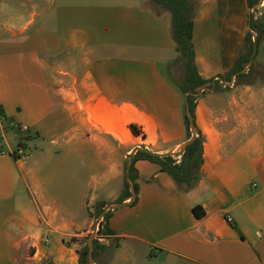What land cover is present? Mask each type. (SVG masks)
Here are the masks:
<instances>
[{
    "label": "crops",
    "instance_id": "0c3cea01",
    "mask_svg": "<svg viewBox=\"0 0 264 264\" xmlns=\"http://www.w3.org/2000/svg\"><path fill=\"white\" fill-rule=\"evenodd\" d=\"M42 1L0 0V264H78L72 239L94 232L100 208L128 202L131 152L174 153L187 140L167 73L178 59L168 16L155 18L146 0ZM250 13L246 0H203L196 64L221 85L195 108L203 179L181 194L158 165L135 162L137 202L110 216L107 264H264V81L257 68L248 85L218 78ZM19 143L25 160L13 157Z\"/></svg>",
    "mask_w": 264,
    "mask_h": 264
},
{
    "label": "trees",
    "instance_id": "16d2710c",
    "mask_svg": "<svg viewBox=\"0 0 264 264\" xmlns=\"http://www.w3.org/2000/svg\"><path fill=\"white\" fill-rule=\"evenodd\" d=\"M261 0H246L248 9L251 11L249 15V25L251 31L247 32L243 45L241 46L236 62L232 70L227 75H220L218 78L221 81H230L232 76H235V85L238 84H251L254 77H256V61L259 46L264 38V15L256 17L254 13L259 10L255 6ZM203 0H146L145 10L151 13L155 18L168 16L169 18V36L175 46V51L178 54V59L171 64L169 78L175 87L179 90L184 98L183 104V121L187 132L188 141L192 132L190 130L189 121L187 119V110L185 103V96L188 95V102L190 111L195 124V108L197 101L207 94L204 89H213L220 91L221 85L219 81L204 79L197 68L196 54L193 43V29L194 22L199 13ZM256 35V52L254 62L250 70L246 73L242 71L249 64L252 54L254 52L253 36ZM200 94V96H198ZM197 138L191 143L186 150L178 156H171L168 154L158 155L143 149L138 151L131 163L130 179L138 195L139 188L136 183L139 178L134 168L135 162L145 160L150 163L156 164L160 167L163 173H166L173 181L176 190L181 194H188L195 190L203 179V165H204V139L201 131L197 128ZM129 130L134 137H141L145 139V134L141 127L136 124H130ZM24 148L23 144L19 143L18 148ZM13 157L18 160L16 153ZM129 158V156H128ZM127 158V159H128ZM126 164L125 163V176H124V189L119 200V203L129 200L131 197L129 186L126 181ZM146 184L158 185L154 178L144 180ZM137 198L130 206H134ZM103 207V206H102ZM103 208L99 209L101 214ZM113 211H109L103 217L101 222L102 229L100 234L93 242V259L94 264H107L112 250V246L103 244L100 239H109L114 235V232L109 228V219ZM98 214V215H99ZM193 214L196 219L201 220L205 216L204 210L200 206L193 208ZM88 240L89 236L82 240L72 239L73 243L81 245V249L77 250L78 264H88ZM70 247V243H66ZM116 246V245H115Z\"/></svg>",
    "mask_w": 264,
    "mask_h": 264
},
{
    "label": "water",
    "instance_id": "95a60500",
    "mask_svg": "<svg viewBox=\"0 0 264 264\" xmlns=\"http://www.w3.org/2000/svg\"><path fill=\"white\" fill-rule=\"evenodd\" d=\"M264 2V0H261L256 6H255V9H259L261 4ZM251 31V28H250V25H249V32ZM256 40H257V37L256 35L253 36V41H254V52L252 54V57H251V60L249 62V64L247 65V67L242 71V73H246L250 70V68L252 67L253 65V62H254V56H255V52H256ZM213 89L209 90V89H204L203 91H212ZM188 95L185 96V103H186V112H187V119L189 121V125H190V130L192 132V136L191 138L184 142L183 144H181L178 148V150L174 153H169L168 155H171V156H178L179 154L183 153L186 148L195 141V139L197 138V134H196V127H195V124H194V120H193V117H192V114H191V111H190V105H189V102H188ZM200 96V94L198 95ZM138 151H141L140 148H135L131 154L129 155V158L127 159V164H126V181H127V184L129 186V190H130V194H131V197L130 199L128 200V202L126 203H120V204H111L107 207H105L102 211V213L100 214L99 216V220H98V223L99 221H101L103 219V217L106 215L107 212L109 211H113V210H116V209H119V208H122L124 206H126L127 204H131L135 201L136 199V191H135V188L133 186V183L131 182V179H130V168H131V163H132V160L135 156V154L138 152ZM100 234V230L98 232L94 231L91 236L89 237V241H88V264H94V259H93V242L94 240L96 239V237H98Z\"/></svg>",
    "mask_w": 264,
    "mask_h": 264
},
{
    "label": "rangeland",
    "instance_id": "374dc122",
    "mask_svg": "<svg viewBox=\"0 0 264 264\" xmlns=\"http://www.w3.org/2000/svg\"><path fill=\"white\" fill-rule=\"evenodd\" d=\"M43 1H45V2H47V3H50V1L51 0H43ZM42 1V2H43ZM80 0H57V3L60 5H63V4H69V3H73V2H75V3H78ZM84 2L85 1H87V0H83ZM91 1V3H96V1H98V0H90ZM264 3V2H263ZM259 10V12L258 13H254V15L258 18V17H260V16H262V15H264V4H261V6H260V8L258 9ZM256 68H257V70H258V72H259V75L258 76H260L261 78H258L259 79V82H263L264 80V38L262 39V42H261V44H260V46H259V50H258V55H257V61H256ZM167 73H170V71L169 70H167ZM27 154V153H26ZM89 157V156H88ZM79 163V162H78ZM78 174H81V171L80 170H78ZM124 175H125V166H124V168H123V178H124ZM78 179H79V181H83V180H85V175H79V177H78ZM54 190H62L63 188L62 187H60L59 185H57V186H55V187H52ZM100 223L99 224H101V222H102V220L101 221H99ZM95 231V230H94ZM91 235H89V237H90ZM79 240H82V239H79ZM89 241V240H88ZM103 244H105V243H103ZM81 245H77V248H78V250L79 249H81Z\"/></svg>",
    "mask_w": 264,
    "mask_h": 264
},
{
    "label": "built area",
    "instance_id": "2783aa9c",
    "mask_svg": "<svg viewBox=\"0 0 264 264\" xmlns=\"http://www.w3.org/2000/svg\"><path fill=\"white\" fill-rule=\"evenodd\" d=\"M264 4V3H262ZM16 155L18 157V160H25L27 158V154L26 151L23 148H19L16 150ZM227 221L229 223H232V218L231 217H227ZM100 223V222H99ZM97 223L95 231L98 232L99 230L102 229L101 224ZM104 239H100V241L102 242Z\"/></svg>",
    "mask_w": 264,
    "mask_h": 264
}]
</instances>
